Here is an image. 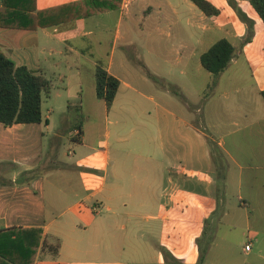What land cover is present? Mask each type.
Instances as JSON below:
<instances>
[{
  "label": "crops",
  "instance_id": "1",
  "mask_svg": "<svg viewBox=\"0 0 264 264\" xmlns=\"http://www.w3.org/2000/svg\"><path fill=\"white\" fill-rule=\"evenodd\" d=\"M83 1L70 13L84 16L54 28H0V49L18 66L46 77L43 70L66 65L70 81L79 87L74 97L79 104L69 109L77 110L84 104L83 69L91 64L94 74L97 61L106 57V69L121 82L108 110L112 128H99L92 146L77 124L74 129L82 130L78 145L89 154L65 162L54 152L68 131L67 121L65 131L52 134L48 155L45 137L52 114L43 112L40 124L0 123V177L5 181L0 185V231L42 228L35 264H264V29L259 21L249 14L252 29L237 24V12L231 11L233 24L225 39L235 47L234 59L218 76L204 73L201 55L209 46L194 75L204 76L205 83L192 85L191 98L180 87L185 102L175 109L171 87L164 86L166 75L154 72V81L136 74L118 49L127 34L124 18H131L136 6L142 7L146 27L154 19L147 30L152 33L163 20L178 23L186 16L180 0H36V8ZM181 1L189 14L208 20L192 0ZM208 1L220 9L215 0ZM164 7L172 13L163 12ZM204 37L197 43H205ZM161 60L154 69L170 66ZM142 63L150 74L153 66ZM68 135L74 141V133ZM62 168L65 172H58ZM34 170L40 174H27ZM88 211L94 216L88 218ZM141 214L148 237L139 234L143 225L136 215ZM217 223L243 228L245 243L219 237ZM57 244L55 255L49 247Z\"/></svg>",
  "mask_w": 264,
  "mask_h": 264
},
{
  "label": "rangeland",
  "instance_id": "2",
  "mask_svg": "<svg viewBox=\"0 0 264 264\" xmlns=\"http://www.w3.org/2000/svg\"><path fill=\"white\" fill-rule=\"evenodd\" d=\"M215 1L217 2V6L222 10V13L219 16H211L206 21H201L193 13L189 14V7L180 0V10L182 14L186 16L178 23L172 20H163L160 29L157 30L152 28V33H147V30L150 29L149 25L154 19H151L148 22V27H146L141 19L143 14L139 12L142 9L141 6H136L133 9L131 18H124L126 21L124 22L123 30H126L127 34L126 38L120 42L121 47L118 49L119 53H123L122 55H126L130 58L131 67L136 71V74L154 81H157L156 77L151 75L154 72L160 75H166L164 78V86L169 85V87H171L170 104L171 107L173 106L175 109H178L179 105L185 102L184 96L186 94L190 98L194 95L193 84L203 85L205 83L206 78L204 76L194 78V75L197 73V67L201 64L200 54L216 41L228 37V35H226V30H229L233 24V21L229 19L232 10L236 11V8L245 15H253L259 21L261 28L264 29L263 22L248 0ZM162 11L166 14L172 13L168 7H164ZM196 11L200 12L198 8H196ZM237 19V24H243V20L239 14H237ZM192 25H194V28ZM204 26H209L210 29L204 32ZM214 26H219L222 30L218 31L216 30L217 27ZM61 31H63V29H61ZM201 37L206 39V42L202 45L197 43L198 39ZM109 49L110 48L103 47L102 51ZM65 58H68V56ZM161 59L168 60L170 66L164 64L163 69H154L157 63L162 65L163 62ZM103 60L105 61L106 57H104ZM142 61H146L153 66V70H151L150 74H148L147 70L138 65L140 63L143 64ZM86 66L87 68H84L82 71L83 91L81 94L84 99L82 110L80 106L78 110L76 109L79 101L74 97L78 94L76 90H79V87L76 85L75 80L70 81L69 79L72 71L67 69L66 65L62 66L61 69L43 70L52 81L53 85L52 97L45 99L43 102L44 114H52L51 128L45 137V153L48 155L51 152L52 134L60 130L65 131V122L67 121L68 131L66 130L67 133L65 131V133L62 134L60 142L54 152L56 159L65 162H70L73 157H85L89 154L88 149L80 148L78 143L72 141L68 135V132H75L77 128L74 129V127L77 124H81L84 128L86 140L92 146H96L97 144L99 128L101 130L105 127L112 128L110 120L113 119L108 116V109L104 102L100 101L96 96L94 74L93 71H91L93 67H91V64H87ZM202 71L207 73L206 70ZM60 74H63V80L60 79ZM159 81L161 84L160 86H162V79ZM180 87L182 88V93H185V95L181 94ZM69 105L76 106L69 109ZM148 106L150 109L154 107L151 102H148ZM98 153L101 155L102 151L99 150ZM57 170H60V168H57ZM58 172L65 171L62 168L61 171ZM68 200L69 199H63L65 203ZM87 213H89L88 218L94 216L92 211H88ZM136 216L140 218L139 220L142 222L141 225H143V229L139 234H144V236L148 237L144 225L146 215L141 214ZM82 221L85 222L84 220ZM126 223L127 222L124 220L121 221V224L126 225ZM216 225L218 226L219 237L226 234L225 236L233 239L236 244L245 243L246 237L243 234V228L239 226L220 225L219 223ZM127 228H130V226H127ZM125 231L126 230H122L123 233ZM121 238H125L123 234H121ZM122 247H125L124 243Z\"/></svg>",
  "mask_w": 264,
  "mask_h": 264
},
{
  "label": "trees",
  "instance_id": "3",
  "mask_svg": "<svg viewBox=\"0 0 264 264\" xmlns=\"http://www.w3.org/2000/svg\"><path fill=\"white\" fill-rule=\"evenodd\" d=\"M28 1L24 4H16L12 3L13 0H0V28L35 31L54 28L85 15L70 13L76 5L84 4L85 1L43 11H37L36 0H30V4ZM248 1L264 23V0ZM192 2L209 17L219 16L221 13L220 9L208 0H192ZM235 10L243 22L252 29L253 24L250 19L238 9ZM251 37L248 38L249 41ZM234 57L235 47L229 40L223 38L201 55V63L205 70L218 76L228 68ZM94 75L97 98L104 101L107 109L110 110L121 82L108 72L104 61L101 60L97 61ZM52 88L51 81L43 73H36L26 66H18L0 49L1 124L9 127L42 123L43 102L51 98ZM261 95L264 100V91ZM79 130L82 136L81 128ZM27 174L36 176L40 171L34 170ZM1 184H5V181L0 177ZM42 238V228H12L0 231V264H35ZM49 249L56 255L59 252V244L50 246Z\"/></svg>",
  "mask_w": 264,
  "mask_h": 264
},
{
  "label": "built area",
  "instance_id": "4",
  "mask_svg": "<svg viewBox=\"0 0 264 264\" xmlns=\"http://www.w3.org/2000/svg\"><path fill=\"white\" fill-rule=\"evenodd\" d=\"M80 130L79 129H76L75 132H74V141L78 143V141L81 139V136H80ZM72 154V153H71ZM251 249V246L250 244L246 246V250L249 251Z\"/></svg>",
  "mask_w": 264,
  "mask_h": 264
}]
</instances>
